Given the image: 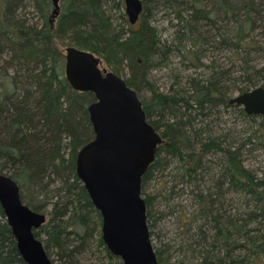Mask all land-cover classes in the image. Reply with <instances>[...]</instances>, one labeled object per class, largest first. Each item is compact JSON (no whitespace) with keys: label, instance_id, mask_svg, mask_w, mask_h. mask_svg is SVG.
Listing matches in <instances>:
<instances>
[{"label":"rangeland","instance_id":"1","mask_svg":"<svg viewBox=\"0 0 264 264\" xmlns=\"http://www.w3.org/2000/svg\"><path fill=\"white\" fill-rule=\"evenodd\" d=\"M140 1L144 23L166 51L148 60L142 101L149 102L152 91L188 96L193 80L213 82L228 100L264 83V0ZM52 10V0H0V175L17 183L26 207L45 216L32 233L52 264H108L101 218L83 196L72 166L71 135L85 124L94 100L69 88L63 55L90 35L87 27L76 26L95 11L111 17L118 42L140 25H129L123 0H62L53 19ZM238 25L245 30L241 38ZM96 57L101 70L130 80L127 60L117 48ZM240 109L219 107L210 120L197 118L190 129L205 130L202 138L220 136L233 148L250 136L243 163L264 178V130L258 129V119L240 116ZM151 120H159L156 113ZM199 195L208 198L206 209ZM141 196L148 202L146 222L157 264H206L204 258L223 257L213 246L215 217L224 227L246 226L263 247L262 252L234 250L227 264H264V197L249 195L221 154L205 157L194 183L177 156L160 147ZM7 235L16 248L0 206V239ZM0 264L26 263L0 244Z\"/></svg>","mask_w":264,"mask_h":264},{"label":"water","instance_id":"2","mask_svg":"<svg viewBox=\"0 0 264 264\" xmlns=\"http://www.w3.org/2000/svg\"><path fill=\"white\" fill-rule=\"evenodd\" d=\"M60 0H52L51 18ZM129 25L142 13L140 0H123ZM64 77L72 91L91 94L87 114L93 139L77 152L75 174L101 218V240L122 264H157L146 223L141 180L154 162L162 138L147 122L137 93L112 72L100 69L93 53L67 47ZM247 116L264 119V84L228 101ZM0 206L26 264H52L32 233L45 222L20 200L17 183L0 175Z\"/></svg>","mask_w":264,"mask_h":264},{"label":"trees","instance_id":"3","mask_svg":"<svg viewBox=\"0 0 264 264\" xmlns=\"http://www.w3.org/2000/svg\"><path fill=\"white\" fill-rule=\"evenodd\" d=\"M99 12L100 10H98L97 15L96 11L93 12L84 18L81 24L76 26V28L79 29L87 27L90 35L81 42L73 43L72 46L81 50L89 49L86 43L87 40H90L93 43V47H90L89 51L96 56L107 55V53L110 55L113 49L117 48L119 54H122L125 60H127V68L130 73V80H123L129 88L137 93L147 122L160 134L162 138V145L160 147H163L166 152L177 156L183 165V170L188 180L195 183L197 181L198 172L204 169L205 157L211 153H219L224 157L226 167L233 179L240 184L249 195L263 198L264 178H258L256 174L247 169L242 159V151L249 149L252 145L250 136H248L242 144L238 145L237 148H233V144L231 143L225 145V140L223 141L220 136L217 138L209 136L202 138V135L205 134V130L190 129L194 127V122L197 118L201 117L202 120H210L212 113L219 107L235 108L237 106L229 105V100L225 97L223 91L215 86L213 82L196 80L191 82L192 93L188 96H182L176 93L173 95H163L156 91H152L150 101H142L139 98L140 83L147 73L148 60L153 55H158L159 52L165 50L157 42L152 28L144 23V13L140 16V29L132 30L130 37L118 42V40L114 39L115 32L112 31L113 24L110 22L111 17L108 15L106 16L104 14L105 12H100L99 15ZM98 15L99 18L103 15L102 21H104V23H99V18H97ZM89 23H91V25H89ZM241 26L242 25H238L236 31L240 38L243 37L245 33V30ZM138 60H141L142 63L139 64ZM152 113H156L159 120L152 121ZM239 114L244 119L251 122H255L254 120L258 119V129L264 130V119L262 117L247 116L242 108ZM87 115L86 112L87 119L85 124L79 130H74L71 135V145L74 152L72 157L73 168H75V156L77 152L94 137L92 126ZM165 115L169 118L167 121H165ZM260 130L258 131L261 132ZM150 170L151 166L142 177L141 188ZM82 190L84 191L83 186ZM83 196L88 199L85 191ZM199 196L203 209H206L208 198L203 195ZM144 202L147 206V200L144 199ZM214 219L216 222V238L213 241V246L217 245L218 248L216 247L215 250L218 251L221 249L224 256L219 257V255H216L213 260L204 258L206 264H227L226 258L229 257V254L234 250H256V252H262L263 247L252 240L246 226L224 227L219 224L217 217ZM9 238H11L10 235L2 237V239H0V244L7 245L11 248L13 254L19 256L14 243L10 242L8 240ZM10 240L12 241V239ZM104 250L108 264H122L119 258L112 256L106 248Z\"/></svg>","mask_w":264,"mask_h":264},{"label":"flooded vegetation","instance_id":"4","mask_svg":"<svg viewBox=\"0 0 264 264\" xmlns=\"http://www.w3.org/2000/svg\"><path fill=\"white\" fill-rule=\"evenodd\" d=\"M61 3V0H60V2H59V4ZM142 3V2H141ZM143 11H144V7H143V4H142V13H143ZM141 13V14H142ZM141 16V15H140ZM139 20H140V17H139V19H138V21L136 22V24L139 22ZM264 84V83H263ZM263 84H261L260 86H262ZM259 86V87H260ZM245 93V92H244ZM23 204V203H22ZM24 205V204H23ZM25 206V205H24ZM30 209V208H29ZM32 210V209H31ZM33 212H34V210H32ZM46 220V219H45ZM146 220H147V217H146ZM147 223V222H146ZM41 226V225H40ZM14 238V237H13ZM15 239V238H14ZM16 241V240H15ZM42 247H43V245H42ZM44 249V248H43ZM16 250H17V244H16ZM45 251V250H44ZM17 253H18V250H17ZM19 254V253H18Z\"/></svg>","mask_w":264,"mask_h":264}]
</instances>
